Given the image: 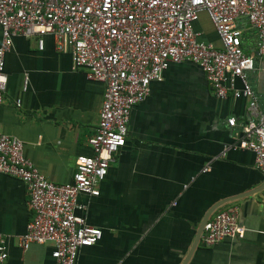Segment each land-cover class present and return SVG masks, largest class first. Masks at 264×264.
I'll return each instance as SVG.
<instances>
[{
    "label": "crops",
    "instance_id": "obj_1",
    "mask_svg": "<svg viewBox=\"0 0 264 264\" xmlns=\"http://www.w3.org/2000/svg\"><path fill=\"white\" fill-rule=\"evenodd\" d=\"M237 27L243 50L252 53L253 30L244 20ZM192 30L198 40L219 46L205 13ZM3 69L0 133L17 137L23 156L48 180L68 183L75 156L90 154L87 138L96 128L102 84L87 80L84 69L72 70L68 51L55 50L50 36L43 37L41 50L34 38L13 36ZM247 81L264 112V58H254ZM247 103L230 94L216 98L193 64H169L131 108L124 144L107 165L98 195L77 198L85 208L76 213L100 228L101 238L79 248L75 264H180L202 215L220 200L235 208L243 236L211 246L197 242L185 264H264V176L248 150L229 148L220 155L248 119ZM229 117L232 127L225 123ZM26 202L23 184L0 173L4 264H50V244L18 246L30 217Z\"/></svg>",
    "mask_w": 264,
    "mask_h": 264
},
{
    "label": "built area",
    "instance_id": "obj_2",
    "mask_svg": "<svg viewBox=\"0 0 264 264\" xmlns=\"http://www.w3.org/2000/svg\"><path fill=\"white\" fill-rule=\"evenodd\" d=\"M201 12L217 35L218 47L198 40L192 30ZM239 20L254 32L252 53L241 46ZM13 36L34 38L37 50L43 37L50 36L55 50L68 51L72 70L84 69L87 80L103 86L96 128L87 138L90 154L75 156L68 183L48 180L23 156L17 137L0 133V173L20 181L27 194L30 217L18 237L22 250L31 243H48L50 264H75L79 248L99 241L100 228L76 213L85 208L77 198L98 195L107 165L124 144L131 108L148 95L151 81L161 80L169 64L196 66L218 99L230 94L247 100L248 119L220 155L229 148L248 150L254 168L264 176V112L257 110L247 81L254 58H264V0H0V103L7 81L4 54ZM25 85L26 77L22 90ZM225 123L234 126V118ZM243 233L235 208L221 206L204 222L198 243L211 246ZM6 258L0 234V264Z\"/></svg>",
    "mask_w": 264,
    "mask_h": 264
},
{
    "label": "water",
    "instance_id": "obj_3",
    "mask_svg": "<svg viewBox=\"0 0 264 264\" xmlns=\"http://www.w3.org/2000/svg\"><path fill=\"white\" fill-rule=\"evenodd\" d=\"M264 188V187H263ZM262 189V187L260 188ZM225 202H227V200H220V201H217L215 203H213L210 207H208V209L204 212V214L202 215L198 225H197V228H196V231H195V234L193 236V239L191 241V244L185 254V256L183 257V260L181 261L180 264H185L186 261L188 260V258L190 257L193 249L195 248V246L197 245V242L199 240V236H200V233H201V230H202V226L204 224V222L206 221V219L211 215V213L216 210L217 208H219L222 204H224Z\"/></svg>",
    "mask_w": 264,
    "mask_h": 264
}]
</instances>
